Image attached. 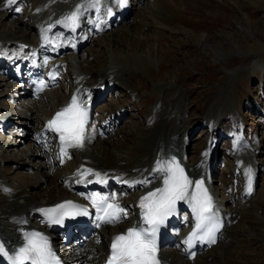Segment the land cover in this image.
<instances>
[{
	"label": "rangeland",
	"instance_id": "obj_1",
	"mask_svg": "<svg viewBox=\"0 0 264 264\" xmlns=\"http://www.w3.org/2000/svg\"><path fill=\"white\" fill-rule=\"evenodd\" d=\"M166 1L168 2V0H156V2H154L155 6H153L152 3L150 7H146V9L143 10L142 14L138 15V17L141 18L145 17V20H140L137 24L139 25L138 27L130 25L131 27L127 29V33H124L121 37L113 35V37L110 38L115 48L113 57L111 54V56L109 55L111 52L109 42L107 44L108 49L104 41H101L99 46L95 44L96 47H94L93 51L96 54L94 59H92V63L89 64L87 62L88 65L83 66V69L89 66L85 70L86 74L88 70H93L90 73L93 75L91 77L87 76L90 82L91 78L96 76L95 71L99 72L112 60V64H118V62L122 61L126 65L125 73H127L129 69L132 77L129 85L136 88L137 93H139L141 89H144L146 93L141 91V95L151 93V90H153L155 86L161 87L167 82H177L179 83L178 85H181L183 91L182 97L186 99L181 107L188 109L194 108V111L187 110V112L191 115L195 112L192 119H197L199 117L200 120L198 124L200 125L202 116L197 115L202 114L201 110H207L206 104H208V100L210 101L215 97L220 98L222 102V99L228 98L231 92L235 93V89H227L232 83L233 87L239 90V95H245L246 92L244 93L243 90L251 87V90L254 91L255 94L259 92L260 88H264V0H169L171 1V5L168 8ZM23 13L26 14V12ZM9 17L5 16V19L2 21L4 27L10 29L17 27V23H19L17 20L24 21L26 19L24 15L22 18L17 15L13 20L11 16ZM21 23L22 24H18V28L24 29L25 24L23 22ZM159 23H162L160 24L161 26H159ZM3 25H0V36L4 34L1 28ZM159 29H161L162 32L164 31L162 35H157ZM88 48L89 47L85 50H88ZM105 53L108 59L105 57ZM134 54L137 56L134 57ZM128 64H130V66ZM231 74L235 75L232 76ZM98 78V81H100V74ZM235 79L237 80L236 84H234ZM118 85L117 87L120 88L121 85ZM250 85L251 87H249ZM239 87H243L241 91ZM5 88L6 86L0 87V107L10 103L6 96H1V94L6 93ZM10 90L12 91V88ZM13 94L12 91L10 97H12ZM152 96L153 95H150V97ZM186 96L188 98L191 97L187 99ZM11 99L15 103L11 106L17 105V100H14V98ZM151 101L152 100L146 105L148 106L151 104ZM120 102L125 104L124 101ZM188 102H190V106H188ZM213 102L208 104V108L210 109L209 112L213 111L215 106L220 104V102L214 104ZM172 103L176 104L175 102H171L170 104ZM170 104L167 105V109H169ZM245 105L249 108V104ZM128 108L129 106H127V111ZM5 112L6 110H4V113ZM222 113L223 111L221 114ZM3 114L0 113V115ZM249 114L252 113L249 111ZM143 116H145V114L142 115V117ZM13 118L14 120L12 121L14 123L16 117ZM212 118L213 117H211V121ZM21 119L19 118V120ZM257 121L258 118L256 117V124H258ZM204 123L208 124L209 122ZM172 124L175 125L174 123ZM196 124L197 122L194 123V125ZM126 126L130 127V124L128 123ZM193 127L194 126L188 124V130H191ZM261 127L262 125H260V128ZM25 131L29 130L25 129ZM25 131H23V133H26ZM127 131H129V128ZM257 131L259 132V130ZM259 133L261 135L262 132L260 131ZM1 136L6 137L7 134ZM20 137L21 136H19V138ZM20 139L21 145H17L16 150L23 148L22 145H24L26 141L24 140L26 138L22 137ZM26 143L28 144V142ZM31 148V151L28 150V152H26L25 159L28 158L27 161L13 160L16 153H9V158L13 155L14 157L11 159V164L8 163L11 166H7L10 168L9 170L7 169V172H14V175L15 173L20 174V176L24 175L25 169L22 167L24 165L26 167L28 162L29 165H31L29 166L30 170L28 169L30 173H34L35 170H38L33 166L35 163L37 164L38 160L32 155L34 149ZM261 154L262 153H260L259 156ZM31 155L32 157L30 158ZM263 159L264 154L262 156V160ZM39 162L41 161H38V163ZM12 166H16V170L13 171ZM47 172L49 171L47 170ZM56 172L55 170V173ZM41 174H43V172H41ZM219 175L224 177L222 181L218 178V184L221 187V183L226 181V174L223 175L219 173ZM10 176L12 177L13 175L10 174ZM24 179L25 181L29 179V187L34 190L32 182L37 178L28 175L27 178H23V180ZM39 183L43 184L42 192H45L47 184L43 183V181ZM263 186L264 164L263 171L260 172L259 186L255 197L246 201V204H248L246 211L244 212V209L241 207L243 211L239 215V218L235 220H239L240 216L243 214L242 221L232 226V229L229 230L231 239L227 242L225 241L226 244L222 247L221 245L218 246L219 248L217 247V251H215H226L229 255H226V258L216 256L215 263H213V261L209 262L210 264H220L217 258L224 259V264H264ZM30 194L31 193L28 195ZM32 194L36 193L33 192Z\"/></svg>",
	"mask_w": 264,
	"mask_h": 264
},
{
	"label": "bare ground",
	"instance_id": "obj_2",
	"mask_svg": "<svg viewBox=\"0 0 264 264\" xmlns=\"http://www.w3.org/2000/svg\"><path fill=\"white\" fill-rule=\"evenodd\" d=\"M32 2L34 5H38L41 2V4L44 6V7L42 6L43 9L41 12L43 15L41 16V19H45L44 17H47L49 13H53L50 11V5L52 2H54V0H32ZM1 3L2 0H0V6ZM166 4L168 8L171 5V1L169 0L168 2L166 1ZM152 5L155 6L154 2ZM16 8H19L20 10L16 11ZM30 10L32 11V8ZM17 15H19L20 18H22L24 15L26 19L24 21L17 20L19 23L15 22L17 23V27H14L13 29L5 28L3 25L4 23L2 21L3 19H5V16L7 17L11 16L13 20V18L17 17ZM21 22L25 24L24 29H21L20 27L18 28V24H22ZM1 24L3 25L1 28L4 34H2L3 36H0V50L3 48L11 49L12 47H15L18 43L21 42L23 44L35 43V41H32L33 39L31 40L30 35L32 32H36L40 27L39 21L34 20L33 15H30V13L26 15L22 12V0H18V3L15 7L12 5H8L6 8L0 7V25ZM160 24L162 23H159V26H161ZM166 26L168 27L167 24ZM5 32H7V34H5ZM163 32L161 29H159L157 35L158 34L162 35ZM109 36H111L110 38H112L113 33ZM109 44H110L111 52L110 51L107 52H110V54L113 57L115 53L114 52L115 48H114V43L112 44L111 42V39H109ZM135 56L137 55L134 54V57ZM105 57L107 58L106 53H105ZM88 63L91 64L92 59L90 60V62L88 61ZM128 65L130 66V64ZM125 66L126 65L122 61L118 62V64L105 65L102 68V70H100L99 72L95 71L96 76L91 78V82L89 81V78H87V76L91 77L93 74L90 73L93 70H88L86 74L85 70L89 66L83 69L84 82L82 84L83 89L81 94H86L93 97L97 95V92L102 90L103 88L106 87L109 88L113 86L117 87L119 86L118 84L121 85L120 89L122 90L123 94H120L116 98L119 100L111 99L109 101L108 109L105 110L99 109L102 110L101 112H103L102 115L100 116L98 115L101 131L106 129V123L112 117L116 119L122 117L123 115L128 116L130 118L134 117L133 115L130 114V112L134 109L136 103L131 99L134 98V93L137 91L136 88H133L132 85H129L130 79L132 77H131V73L129 72L130 71L129 69L128 72L126 70L127 73H125ZM59 72L61 74V70ZM99 74H100V81H98ZM231 75L233 76L235 74H231ZM236 81L237 80L235 79L234 84H236ZM0 83H1L0 87L6 86L5 88L6 93L1 94V96L2 95L6 96L7 100L10 101V103H8L7 105L0 107V113L3 114L4 110H6V112L3 115H0V118L9 117L8 122L10 124L15 125L16 127H21V128H11V129L6 128V132L4 134H0V235L5 243L7 242L8 244H11L17 238V236L19 235L18 233L19 224H21L22 220L25 219L24 216H26L27 218L31 217L30 221H33L34 218L33 208L40 206L43 203H51L54 201H58L59 197L66 196L64 189L59 185V183L71 178V169L75 167L76 164L85 163L102 170H119V171H123L121 172V174L123 175H128V174L133 175L132 171L137 169L138 172L142 173L143 179L150 180L151 175H149L148 170H146V165H149L151 163L156 152L164 150L163 148L164 145L169 141L171 135L175 134L176 132H178V134L179 135L181 134L182 136L180 138L178 145L174 149H172L174 150L172 151V153L178 155L182 150L183 142H184L183 134L187 132L188 124L183 126L181 124L173 125L170 119L176 114H172V111L170 112V110L167 109V105L170 104L171 102L178 103L181 106L182 103L186 101V99L182 97L183 91L181 85H178L179 83L177 82H172V83L167 82L162 85V87H166V90L163 94L161 93L162 95H160L162 97L160 100L161 106H159L158 110L155 112V117L157 118V121L153 126L148 127L144 123V126L140 127V125L128 122L130 124V127L123 125L118 130L113 132L111 136L107 138V140H100L94 148L90 147L82 153L71 154L70 157L72 159L68 160V158H66L65 159L66 163L62 167L58 164V161L56 159V149L54 147L43 148L39 145L37 146L36 144H34V142L31 143L32 145L31 146L26 142L28 143L30 141L32 142V138H30L29 133L34 131V133L39 134V131H41V128L43 126L44 119L48 118L53 113L54 110L60 108L68 100L69 95L76 91L72 89V86L67 87V89L64 90L65 86L62 87V85H60L63 90L60 88L51 91L48 94L45 93L44 95L40 96V99L37 102L25 101L22 102L21 105H18L16 103L17 105L11 106L12 105L11 98L17 100V98H20L24 95L22 92H19V89L17 90L16 87H13V85L10 84L9 81L5 80L2 77H0ZM232 87H233V83L229 86V88H227L228 90L235 89L234 90L235 93L230 91L231 93H233V95L231 96L235 98L237 95L238 97V95L240 94L238 92L239 90H237V88L234 87L232 88ZM11 88L14 93L12 97H10V94L12 92L10 90ZM180 90L182 93H180ZM176 92L179 93V95L175 96ZM156 96H159V94L155 93V97ZM186 98L189 99L190 97L188 98L186 96ZM245 98L246 96L244 94L240 95V99H245ZM120 101H124L125 104L121 103ZM127 106H129L128 111H127ZM104 107L106 108L107 106ZM154 107L155 106L149 107L148 112L145 113V115H147L148 113L147 117L152 115L154 111ZM13 117H16L14 123L12 121L14 120ZM19 118L20 119L22 118L21 119L22 121L19 120ZM204 118L206 119V122L211 121V117L208 115L205 116ZM205 119H203L202 117L201 121H204ZM128 128L129 131H127ZM25 129L29 131H25ZM15 131H17L18 133ZM23 131H25L26 133H23ZM6 134H7L6 137L1 136ZM19 136H21L20 138L22 137L26 138L24 139L26 141L24 145H22L23 148H19L18 150H16L17 145H21L20 144L21 139L19 138ZM15 137L16 139L18 138L19 139L16 140ZM30 148L34 149L32 155L35 158H37L38 161H41L39 163L37 161V164L35 163V165H33L34 168L38 170H35L34 173L32 172L30 173L29 166L31 165H29L28 162L26 167L25 165L22 167L23 169H25L24 175L20 176V174L18 173H15L14 175V172H9V171L7 172V169L8 170L10 169L7 166L11 164V159L14 157L13 155L11 156V158H9L10 156L9 153H14V154L16 153L13 160L27 161L28 158L25 159L26 152H28ZM259 154L260 153L258 152L257 156H259ZM32 155L30 156V158L32 157ZM196 158H198V156H196L194 160H196ZM194 160L192 161L189 160L188 162L193 163ZM4 161L6 163H3ZM202 165H203L202 161H198L197 159V162L195 165H193V168L194 170L195 169L200 170ZM12 170L13 171L16 170V166H12ZM47 170L49 172H47ZM55 170L57 171L56 173ZM41 172H43V174H41ZM10 174L13 176L11 177ZM28 175L37 178L34 182H32L33 183L32 186H34L33 188L35 191L29 187L30 186V184L28 183L29 179H26V181L25 179L23 180V178H27ZM42 181L43 183L47 184L48 190L46 189L45 192H42L43 184L39 183ZM31 191L35 192L36 194H32L33 192ZM214 191L215 194H218L219 189L215 188ZM29 193L31 194L28 195ZM220 202L226 206L224 207L225 209L224 211L228 216L232 218V220H236L239 218V215L243 211V209L240 206H235L232 201L224 197L222 200H220ZM226 204L229 205L227 206ZM218 246L220 245L217 244L215 247L211 249V251H209L205 255L207 258L210 256L212 257L210 262L215 261L216 256L226 258V255H229L228 252L226 251L215 252L217 251ZM165 257L170 258L171 264H187V262L183 261L174 253H169ZM217 259L220 264H224L225 261L224 259L222 258L221 259L217 258ZM198 261L199 259H195L194 263ZM207 263L210 264L209 262H205L202 264H207Z\"/></svg>",
	"mask_w": 264,
	"mask_h": 264
},
{
	"label": "snow or ice",
	"instance_id": "obj_3",
	"mask_svg": "<svg viewBox=\"0 0 264 264\" xmlns=\"http://www.w3.org/2000/svg\"><path fill=\"white\" fill-rule=\"evenodd\" d=\"M96 3L99 0H95ZM9 5L16 3V0H7ZM16 8V11H19ZM78 13L73 12L66 19L75 23ZM88 122V112L81 107L76 97L71 103L61 111L57 112L53 119L48 121V127L60 134L62 142H66L70 147H83L84 129ZM63 152L64 149L62 148ZM66 154V153H65ZM206 155V153H205ZM157 171L165 174L164 186L149 192L141 198L140 208L144 210L143 220L149 227H132L126 232L114 237L111 245V255L107 264H159L156 258V237L159 227L165 223L169 216L175 214L176 202L189 199L196 217L194 231L188 237L186 243L191 245L193 238L207 240L210 244L216 242V232L221 225L216 222L212 197L204 187L203 180L193 181L189 179L185 170L173 157L170 161H157ZM91 171V170H89ZM249 192L252 191L251 179L252 169H248ZM99 175V174H97ZM134 183V182H133ZM194 185V189L189 193V188ZM105 201L109 197L102 198ZM114 199V197L112 198ZM95 204V200H93ZM67 206L79 209L80 206L74 205L72 201H65L58 204L54 209H41L49 215L52 223H62L63 217L71 215L72 212ZM111 209L112 211H108ZM87 214V209H82ZM106 222H118L120 214L127 215L125 209L117 204H107L103 209ZM201 235L197 236V232ZM26 244L9 254L3 242H0V256L5 257L9 264H60L58 257L52 251L50 242L40 232L26 234Z\"/></svg>",
	"mask_w": 264,
	"mask_h": 264
}]
</instances>
